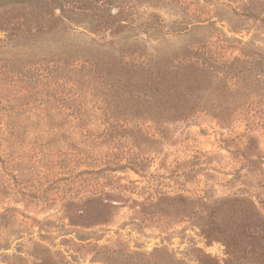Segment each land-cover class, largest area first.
Here are the masks:
<instances>
[{"label": "rangeland", "instance_id": "1", "mask_svg": "<svg viewBox=\"0 0 264 264\" xmlns=\"http://www.w3.org/2000/svg\"><path fill=\"white\" fill-rule=\"evenodd\" d=\"M39 1L0 3V264H264V0Z\"/></svg>", "mask_w": 264, "mask_h": 264}, {"label": "trees", "instance_id": "2", "mask_svg": "<svg viewBox=\"0 0 264 264\" xmlns=\"http://www.w3.org/2000/svg\"><path fill=\"white\" fill-rule=\"evenodd\" d=\"M7 0H0V3L5 4L4 2H6ZM14 3L19 4L20 6H22L24 9H31V18L33 19H37V17L40 16V11H43L44 9H46L49 6V2H44L42 4V1H36V0H11Z\"/></svg>", "mask_w": 264, "mask_h": 264}]
</instances>
